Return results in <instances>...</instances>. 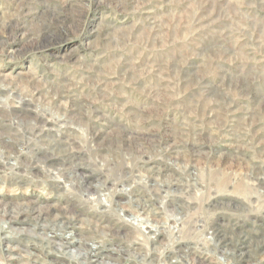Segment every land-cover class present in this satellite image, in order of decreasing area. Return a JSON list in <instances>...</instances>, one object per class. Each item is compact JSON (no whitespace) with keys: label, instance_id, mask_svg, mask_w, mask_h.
<instances>
[{"label":"rangeland","instance_id":"1","mask_svg":"<svg viewBox=\"0 0 264 264\" xmlns=\"http://www.w3.org/2000/svg\"><path fill=\"white\" fill-rule=\"evenodd\" d=\"M0 212V264H264V0H0Z\"/></svg>","mask_w":264,"mask_h":264},{"label":"bare ground","instance_id":"2","mask_svg":"<svg viewBox=\"0 0 264 264\" xmlns=\"http://www.w3.org/2000/svg\"><path fill=\"white\" fill-rule=\"evenodd\" d=\"M43 81V80H42ZM190 83V82H189ZM190 86V85H189ZM83 92V91H82ZM186 92V91H185ZM54 94V93H53ZM96 94V93H95ZM87 101V100H86ZM196 102V101H195ZM17 108V107H16ZM83 108V107H82ZM6 114V113H5ZM30 116V115H29ZM87 118V117H86ZM72 123V122H71ZM109 126V125H108ZM95 129V128H94ZM100 134V133H99ZM102 134V133H101ZM116 135V134H115ZM10 137V136H9ZM41 138V137H40ZM105 138V137H104ZM52 139V138H51ZM131 140V139H130ZM52 142V141H51ZM54 142V141H53ZM104 142V141H103ZM103 144V143H102ZM50 147V146H49ZM70 147V146H69ZM238 151V150H237ZM60 153V152H59ZM172 154V153H171ZM9 163V162H8ZM57 163V162H56ZM61 164V163H60ZM23 172V171H22ZM75 176V175H74ZM81 183V182H80ZM89 188V187H88ZM158 188V187H157ZM156 188V189H157ZM161 191V190H160ZM158 198V197H157ZM135 206V205H133ZM228 207V205H227ZM6 208V206L4 207ZM18 207L16 208H13V212H16L17 214H22V213H25L24 211L28 210L26 208H21V209H17ZM137 208V207H136ZM145 209V208H144ZM30 210V209H29ZM28 210V211H29ZM41 210V209H40ZM2 211H5V215L3 214V218H2V222H5L7 220V211L6 209H3ZM30 212V211H29ZM32 212H35L32 210ZM31 212V213H32ZM140 212V211H139ZM1 213V212H0ZM133 213V212H132ZM15 216V214H13ZM136 215V214H135ZM156 215V214H155ZM20 216V215H19ZM18 216V217H19ZM6 217V218H5ZM17 217L16 215V219L15 220H19V218ZM31 217V215H30ZM47 218V217H46ZM46 218L42 215L41 211L37 212V215L34 216V219L37 220V221H40L42 222L43 225H46L48 224V222L46 221ZM69 218V217H68ZM85 218V217H84ZM26 219V218H25ZM54 219V218H53ZM58 219V218H57ZM74 219V218H73ZM90 219V218H89ZM28 220V219H27ZM71 220V219H70ZM147 220V219H146ZM97 222V221H96ZM7 223V222H5ZM39 223V222H38ZM50 223V222H49ZM71 225V224H70ZM70 225H67L66 222H61V225H60V229H67V228H70L71 226ZM73 225V224H72ZM36 226H38L37 224L35 225L34 228H36ZM56 226V225H55ZM54 226V227H55ZM156 226V225H155ZM161 226V225H160ZM163 228V227H162ZM10 229V228H9ZM18 229V228H17ZM25 229V228H24ZM56 229V228H55ZM220 229V228H219ZM218 229V230H219ZM35 230V229H34ZM44 231H46V233L42 234L43 237L40 236V240H34L32 241V238L31 240H28L27 242H29V244H32V247H36L38 249H40V251L46 255V256H49V255H56L57 257H59L61 254L59 253V251H64L65 248H67L68 246H70L69 244L71 242H74L72 239L67 240V237L63 238V239H59L58 241H55L53 240V237H56L55 235L52 234V232H49L48 231V228H44L43 229ZM53 230V229H52ZM253 230V229H252ZM17 231V230H16ZM21 231V230H20ZM31 231V230H30ZM54 231V230H53ZM71 231V230H70ZM1 232V231H0ZM56 232V231H55ZM10 233V232H9ZM25 233V232H23ZM30 233V232H29ZM66 233V232H65ZM216 233V232H215ZM14 234V233H13ZM22 234V233H21ZM55 234V233H54ZM60 234V233H58ZM1 235V234H0ZM17 235V234H16ZM19 235V234H18ZM69 235V234H68ZM222 235V234H221ZM34 236V235H33ZM59 236V235H58ZM230 236V235H229ZM247 236V235H246ZM8 237V236H6ZM37 237V236H36ZM9 238H14L17 240V237H14L13 235L9 236ZM238 238V237H237ZM19 239V237H18ZM36 239V238H35ZM84 239V238H83ZM240 239V238H239ZM244 239V238H243ZM22 241V240H21ZM90 240H88L89 242ZM215 241V239H214ZM223 241V240H221ZM253 241V240H252ZM37 242V243H36ZM92 242V241H91ZM234 242V241H233ZM40 245H39V244ZM235 243V242H234ZM238 243V242H237ZM260 243V242H258ZM236 244V243H235ZM250 244V243H249ZM229 245V244H228ZM27 246V245H26ZM38 246V247H37ZM222 246V245H221ZM238 246V245H237ZM236 246V247H237ZM249 246V245H248ZM248 246L246 245H241V249H243V252L244 254L248 253V252H251L250 248H248ZM254 246V245H253ZM40 247V248H39ZM257 247V246H256ZM258 248V247H257ZM3 249V248H2ZM19 248L18 247H15L13 249L10 250V252H13V251H16L18 250ZM227 249V248H226ZM253 249V247H252ZM9 250V249H7ZM102 250V247H100L99 245L97 244H94V243H91L90 246H82L81 243H78V248L77 249H73L71 251H66L67 255H68V258L71 259V260H76L78 261L79 263L81 264H117L116 261L118 260V257H111L110 255H106L104 257V259L102 260H98L99 256L101 255V251ZM120 251V250H119ZM222 251V250H221ZM256 251V250H255ZM16 253V252H15ZM234 253V252H233ZM241 253V252H240ZM260 253V252H259ZM60 254V255H59ZM235 254V253H234ZM257 254V253H256ZM264 254V253H263ZM28 255V254H27ZM262 255V254H261ZM4 256V255H3ZM23 256V255H22ZM188 256V255H187ZM186 256V257H187ZM243 256V255H242ZM251 256V255H250ZM260 256V255H259ZM259 256H257L259 258ZM232 257V256H231ZM97 258V260L95 259ZM185 258V257H184ZM257 258V259H258ZM262 258V257H261ZM9 260H12V259H16L14 258V256H9L8 258ZM19 259V258H18ZM241 259V258H240ZM244 259V258H243ZM246 259V258H245ZM188 260V259H187ZM232 260V258H231ZM235 260V259H234ZM237 260V259H236ZM235 260V261H236ZM259 260V259H258ZM59 262L58 259H55V260H50L49 263H57ZM185 262V261H183ZM187 262V261H186ZM190 262V261H189ZM253 262V261H252ZM48 263V262H47ZM195 263V262H194ZM250 263V262H249ZM255 263V262H254ZM256 263L257 260H256ZM190 264V263H189ZM197 264V263H196Z\"/></svg>","mask_w":264,"mask_h":264},{"label":"built area","instance_id":"3","mask_svg":"<svg viewBox=\"0 0 264 264\" xmlns=\"http://www.w3.org/2000/svg\"><path fill=\"white\" fill-rule=\"evenodd\" d=\"M72 234H73V230H72V232H71ZM72 234H69L68 236H72L73 237V241L74 242H71L70 243V249L69 250H72V249H74L75 248V246H77V244L80 242L81 243V241H78L77 242V240H74V235H72ZM15 236H17V235H15ZM21 236V234L19 235V238H21V239H25V238H33V236H28V237H24V238H22V237H20ZM56 236V235H55ZM71 236L69 237V239L71 238ZM67 237V236H66ZM62 237H59V236H56V237H53V240H55V241H58L59 239H61ZM68 238V237H67ZM68 239V240H69ZM18 240V239H17ZM19 241V240H18ZM70 241V240H69ZM96 241V240H95ZM19 242H21V243H23V245H24V241L22 242V241H19ZM82 244V243H81ZM100 247H102L103 248V246L102 245H99ZM16 247H19V246H16ZM12 248H15V247H9V250L7 251V253H10V254H12V256H14L13 255V252H10V250L12 249ZM24 248L26 249V251H28L29 252V256H27V258H26V263H23V264H81V263H79L78 261H74V262H70V259L68 258V255L64 252V251H59V253L61 254H59L60 256L59 257H57L56 255H49V256H46V255H44L41 251H40V249H38V248H36V247H26L25 245H24ZM19 249L21 250V245H20V247H19ZM102 252H101V255L99 256V258H98V260H102V259H104V257L106 256V255H109V254H105V253H103L104 252V248H103V250H101ZM111 251H114V249L113 250H111ZM115 252V251H114ZM8 256H11V255H8ZM111 256V255H110ZM14 258H16V259H18L17 257H15L14 256ZM55 259H58V261L59 262H57V263H47V262H49L50 260H55ZM96 260H97V258H95ZM15 259H12V260H8V262H10L11 261V263L14 261ZM6 264V263H5ZM7 264H10V263H7Z\"/></svg>","mask_w":264,"mask_h":264}]
</instances>
